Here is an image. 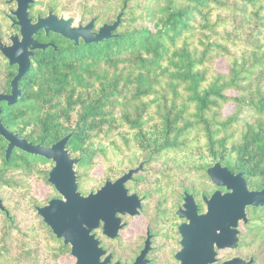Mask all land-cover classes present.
<instances>
[{
  "label": "trees",
  "instance_id": "16d2710c",
  "mask_svg": "<svg viewBox=\"0 0 264 264\" xmlns=\"http://www.w3.org/2000/svg\"><path fill=\"white\" fill-rule=\"evenodd\" d=\"M95 1L83 8L82 24L93 18L97 31L122 10L119 23L97 39H55L58 49L35 59L19 98L7 107L8 128L43 145L71 133L67 147L80 157V184L98 163L111 166L107 178L114 176L124 161L112 159L124 151H183L205 179V168L217 161L242 171L249 188H261L264 0ZM51 163L13 148L0 186L49 184ZM247 210L246 246L253 264H264V205ZM38 224L54 241V254L63 256L67 245L41 219ZM6 228L0 263L7 261Z\"/></svg>",
  "mask_w": 264,
  "mask_h": 264
},
{
  "label": "water",
  "instance_id": "95a60500",
  "mask_svg": "<svg viewBox=\"0 0 264 264\" xmlns=\"http://www.w3.org/2000/svg\"><path fill=\"white\" fill-rule=\"evenodd\" d=\"M122 10L113 22H104L97 31L92 30L94 19L82 24H75L71 16H48L38 18L33 24L36 29L51 30L77 44L80 39L89 41L108 34L120 20ZM48 43H37L34 47L44 48ZM28 70V61L19 63L17 72L11 80V90L0 94V99L7 103L14 102L20 95L17 82ZM0 135L6 141L5 155L8 157L13 148H19L31 154L52 160L48 170L47 181L58 192L59 196L49 198L46 203L35 206L36 212L54 235L61 238L64 244L70 245V253L75 258L74 264H105L109 254L100 260L105 250L99 245L94 229L101 223L102 233L114 238L118 229L126 224L117 213H138L141 199L135 193H128L125 183L132 178V173L140 170L144 162L129 168L113 180L106 179L94 191L83 194L78 187L75 165L80 157L70 155L67 147L71 133H67L50 145L32 142L17 132L11 131L0 122ZM210 180L216 188L208 197L203 196L205 210L198 212L197 204L190 193L183 197V209L179 215L187 221L178 229L182 236L179 254L181 264H253L254 257L245 259L232 256L217 261V248L235 247L239 239V224L248 221V206L264 205V185L261 188H249L242 171L232 172L227 166L214 162L206 167ZM0 209L6 215L8 211L0 199ZM140 257L133 264H138Z\"/></svg>",
  "mask_w": 264,
  "mask_h": 264
},
{
  "label": "flooded vegetation",
  "instance_id": "af4514ba",
  "mask_svg": "<svg viewBox=\"0 0 264 264\" xmlns=\"http://www.w3.org/2000/svg\"><path fill=\"white\" fill-rule=\"evenodd\" d=\"M68 6V0H0V94L10 92L11 80L17 72L19 63L28 61V70L17 82L21 93L23 78L31 71L35 59L56 51L58 43L55 39L59 40L62 37L65 43L69 41V39L51 30L46 33L44 28L35 30L33 26L38 18L46 17L49 13L56 17L61 15L67 17ZM37 43H48V45L42 49L34 47ZM12 103L8 104L5 99H0V122L5 126H7L6 109ZM19 134L32 141L23 133ZM6 145V139L0 135V170L5 167L7 159L5 155ZM14 149L23 151L16 147ZM52 164L53 162L50 167ZM143 169L144 164L140 170L132 173V178L125 183L128 193H135L141 199L139 212L133 214L128 212L117 213L121 217V221H125L126 224L118 229L114 238H108L102 233L101 223L98 228L94 229L95 235L100 241L99 245L105 250L100 255V260L109 254L105 264H133L138 257H140L138 264H181V259L177 255L183 245L178 227L187 219L181 217L178 211L184 208L182 203L185 193L192 194L198 212H203L206 208L203 202L205 195H200V198H197L195 192L183 189L180 183L174 189L172 187L159 188L156 192L159 194V199L156 201L153 199L154 202H152L154 196L151 198L147 191H140V185L137 184L139 172ZM139 176L142 178L141 175ZM210 182L218 188L214 182ZM219 188L222 191L225 190L224 187ZM0 211L6 216L3 210L0 209ZM123 232H127L128 243L116 244V241L123 236ZM108 241L114 245L110 246L107 244ZM65 245H67L66 253L75 262V258L70 253V245ZM237 245H239V239ZM235 247L217 248V261L227 259L229 256L224 257V254Z\"/></svg>",
  "mask_w": 264,
  "mask_h": 264
},
{
  "label": "rangeland",
  "instance_id": "374dc122",
  "mask_svg": "<svg viewBox=\"0 0 264 264\" xmlns=\"http://www.w3.org/2000/svg\"><path fill=\"white\" fill-rule=\"evenodd\" d=\"M68 1L69 10L66 12V16L73 17L75 24H77L78 21L81 22V12L83 8H90L96 5L95 0ZM220 64V66H223L222 62H220ZM133 152L136 153L135 157H132ZM120 159L124 162H122L120 166L114 167L117 171L116 174L108 178V169H110L111 166H105L99 163L91 166L86 173V178H83L82 184L79 183L80 179H78L79 190L83 194L93 191L103 184L106 179L113 180L128 168L135 167L142 161L144 162V169L139 172L142 178L138 175L137 184L140 185V191H147L151 198L154 196L152 202L159 199V194L156 193L159 188L172 187L174 189L178 183L181 184L183 189L195 192L197 198H200V195L209 196V194L217 188L211 184L209 176V179H205L200 172L194 171L193 168L188 165L191 158L186 156L183 151H172L151 155L140 153L136 150H128L124 151V153L117 158L112 159V161L120 162ZM96 160H98V158H96ZM75 167L77 170V178H81V174L78 177L79 170L77 164ZM32 183H26L21 189L0 186V198L3 199L2 202L8 210V215L6 216L0 212V230L3 231L7 226H15L16 228L5 229L7 235L3 243V253L7 261L1 262L0 264H73V258L67 253L57 257L54 254V249L51 248L54 241L52 240V243L51 241H47V236L44 237L38 229V222L40 219L42 220V218L36 212L35 206L46 203L51 197L59 196L58 192L53 189L54 187L50 183L39 185H32ZM38 200L41 201L40 204L36 203ZM31 202L35 204L32 206ZM246 211L249 218L250 213L247 208ZM6 219L7 222L5 221ZM4 222H6V227H3ZM245 224L242 222L239 224V245L227 251L224 257L238 255L248 259L250 256H254V251H250L246 246V236L249 231ZM29 226H31V228L33 227V229L29 230ZM29 233L30 235H28ZM122 234L123 236H121L120 240L116 241V244L128 243L129 238L127 237V232H123ZM107 244L110 246L114 245L110 241H108Z\"/></svg>",
  "mask_w": 264,
  "mask_h": 264
}]
</instances>
